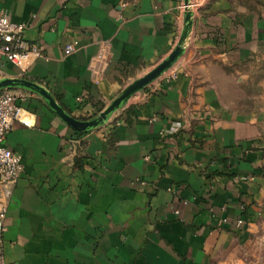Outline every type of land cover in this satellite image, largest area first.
<instances>
[{
    "label": "crops",
    "instance_id": "obj_1",
    "mask_svg": "<svg viewBox=\"0 0 264 264\" xmlns=\"http://www.w3.org/2000/svg\"><path fill=\"white\" fill-rule=\"evenodd\" d=\"M185 1L0 0L42 49L22 69L0 55L1 78L34 81L93 120L175 48ZM189 4L183 55L101 127L76 131L42 97L11 90L27 96L29 126L6 138L22 162L13 186L0 183L7 261L264 264V77L253 98L233 84L250 79L235 64L264 56V18H236L228 0Z\"/></svg>",
    "mask_w": 264,
    "mask_h": 264
},
{
    "label": "built area",
    "instance_id": "obj_2",
    "mask_svg": "<svg viewBox=\"0 0 264 264\" xmlns=\"http://www.w3.org/2000/svg\"><path fill=\"white\" fill-rule=\"evenodd\" d=\"M194 5L189 4L192 11ZM186 48V44H185ZM67 51L72 46L66 47ZM0 55L7 64L22 69L31 60L42 56V49L36 44L28 43L23 37V25L14 24L7 13L0 11ZM1 78V66H0ZM27 96L23 93H16L11 90L0 92V183L5 186H13L22 173V162L19 154L6 146V138L11 131L14 122L28 127L29 124L22 118L23 109L20 104L26 101ZM80 102L81 98H77ZM178 127L169 131L170 134L177 133ZM146 159H149L147 157ZM243 180H246L243 178ZM174 214L178 215L181 209L188 206L187 200H179ZM6 209L0 206V264H17L5 259L3 250V232L5 231L4 220ZM227 220L225 219L224 222ZM246 221L239 217L234 221V228L243 230Z\"/></svg>",
    "mask_w": 264,
    "mask_h": 264
},
{
    "label": "water",
    "instance_id": "obj_3",
    "mask_svg": "<svg viewBox=\"0 0 264 264\" xmlns=\"http://www.w3.org/2000/svg\"><path fill=\"white\" fill-rule=\"evenodd\" d=\"M186 13L185 22L186 28L184 35L180 38L179 42L171 53L162 60L157 66H155L151 71L145 74L143 77L137 79L131 85L126 87L120 96L112 102L99 116L90 121H79L72 118L53 98L51 93L45 89L42 85L24 78H0V92L4 90H14L20 89L25 90L30 93L36 94L42 97L50 109L68 126L76 131L85 132L88 130L95 129L97 127L103 126L112 116V114L121 108L127 100L133 96L136 92L144 89L146 86L151 84L153 81L160 78L166 71H168L175 62L183 55L185 52V41L187 33L193 23L192 17L193 13L188 8L189 0L185 2Z\"/></svg>",
    "mask_w": 264,
    "mask_h": 264
},
{
    "label": "rangeland",
    "instance_id": "obj_4",
    "mask_svg": "<svg viewBox=\"0 0 264 264\" xmlns=\"http://www.w3.org/2000/svg\"><path fill=\"white\" fill-rule=\"evenodd\" d=\"M193 1V0H192ZM195 1V0H194ZM205 1V0H202ZM231 5V10L233 11L234 16L240 17L241 15L247 16L251 15L253 17H257L259 19L264 18V0H228ZM192 3V2H191ZM197 7H195L194 13L197 12ZM235 69L242 71V69L245 70V68H248L250 73L248 76H250L249 80L246 79V83H241L240 76L242 74H234V81H239V83H233L234 89L239 86V90L241 92H244L249 95V97L253 98L258 95L259 91L261 89L258 88V82L262 81L261 79L264 77V56L262 58H258L256 55L252 56L248 60H246L241 65L235 64ZM244 67V68H243ZM264 79V78H263ZM246 100V104L244 106L238 105V107H247V108H255L256 104H252L253 99H244ZM250 102V103H249ZM237 256L241 258V254H237ZM236 257V254H235ZM251 257V256H250Z\"/></svg>",
    "mask_w": 264,
    "mask_h": 264
}]
</instances>
